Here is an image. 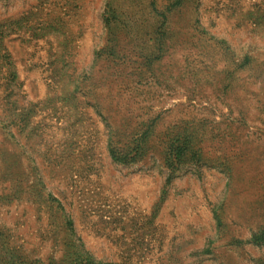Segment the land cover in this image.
Masks as SVG:
<instances>
[{
  "label": "rangeland",
  "instance_id": "1",
  "mask_svg": "<svg viewBox=\"0 0 264 264\" xmlns=\"http://www.w3.org/2000/svg\"><path fill=\"white\" fill-rule=\"evenodd\" d=\"M0 264H264V0H0Z\"/></svg>",
  "mask_w": 264,
  "mask_h": 264
}]
</instances>
